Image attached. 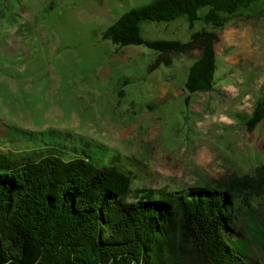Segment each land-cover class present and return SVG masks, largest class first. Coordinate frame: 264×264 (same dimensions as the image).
I'll use <instances>...</instances> for the list:
<instances>
[{
	"label": "rangeland",
	"instance_id": "obj_1",
	"mask_svg": "<svg viewBox=\"0 0 264 264\" xmlns=\"http://www.w3.org/2000/svg\"><path fill=\"white\" fill-rule=\"evenodd\" d=\"M152 1L0 0V152L60 145L68 158L130 171L133 190H181L264 165V121L246 128L264 93V2L215 30V85L186 103L198 44L153 68V50L102 37ZM202 26L144 22L142 35L187 42Z\"/></svg>",
	"mask_w": 264,
	"mask_h": 264
},
{
	"label": "trees",
	"instance_id": "obj_2",
	"mask_svg": "<svg viewBox=\"0 0 264 264\" xmlns=\"http://www.w3.org/2000/svg\"><path fill=\"white\" fill-rule=\"evenodd\" d=\"M264 0H153L103 33L117 48L145 46L169 66L198 44L188 95L215 85L216 29ZM184 19L205 26L187 42L145 39L144 22ZM210 27V29H208ZM264 121V93L246 120ZM60 145L0 152V264H259L264 259V165L253 175L197 182L181 190L132 189L130 171L66 157ZM261 200L263 207L255 205ZM252 261H254L252 263Z\"/></svg>",
	"mask_w": 264,
	"mask_h": 264
}]
</instances>
